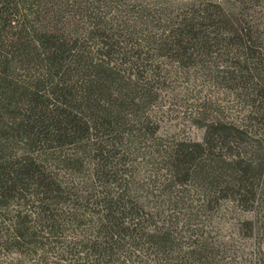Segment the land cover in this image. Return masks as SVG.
Returning a JSON list of instances; mask_svg holds the SVG:
<instances>
[{
    "label": "trees",
    "instance_id": "1",
    "mask_svg": "<svg viewBox=\"0 0 264 264\" xmlns=\"http://www.w3.org/2000/svg\"><path fill=\"white\" fill-rule=\"evenodd\" d=\"M0 252L264 264V0H0Z\"/></svg>",
    "mask_w": 264,
    "mask_h": 264
},
{
    "label": "rangeland",
    "instance_id": "2",
    "mask_svg": "<svg viewBox=\"0 0 264 264\" xmlns=\"http://www.w3.org/2000/svg\"><path fill=\"white\" fill-rule=\"evenodd\" d=\"M143 1L156 2L159 0ZM175 79V82L169 83L165 89L162 90L159 103H156L152 108L155 119L160 123L161 128L159 132L167 134L179 133L180 135L200 138L202 133L201 130L190 122V116L192 115L190 112L192 94L198 93L190 88L197 79L194 78L193 75L190 76V80H188L187 76H179ZM186 84H188V86H186ZM202 84L203 83L200 84L198 82L197 88L202 87ZM209 86V83H207L204 87V91L207 90ZM210 89H213V86H211ZM15 257L14 254L0 252V264H18L17 261L19 262V260H16Z\"/></svg>",
    "mask_w": 264,
    "mask_h": 264
}]
</instances>
